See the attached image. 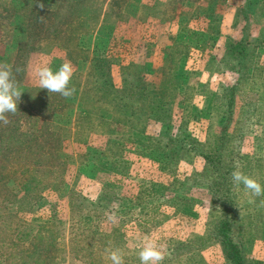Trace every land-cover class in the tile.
Masks as SVG:
<instances>
[{
    "label": "rangeland",
    "instance_id": "rangeland-1",
    "mask_svg": "<svg viewBox=\"0 0 264 264\" xmlns=\"http://www.w3.org/2000/svg\"><path fill=\"white\" fill-rule=\"evenodd\" d=\"M241 39L256 46L255 62L259 63L257 71L246 76L249 86L254 84L246 101L259 98L264 106V0H0V67L11 69L23 92L18 112L7 114L8 122L1 123L0 129L8 126L7 137L12 135L20 142L15 146L21 150L26 131L34 128L37 120V128L45 123L41 110L50 114L56 108L46 119V127L63 140L69 167L61 194L46 191L41 199H28L31 195L26 197L21 192L17 200L6 202L3 186L11 176L0 179V264H10L13 258L18 260L26 254H17L9 229L4 232L2 221L10 216H15L11 227L17 225L27 235L35 237L43 232L36 244L41 261L46 259L47 264H112L106 249L119 250L124 264H140L138 253L149 243L157 246L164 260L179 244L190 246L180 248L178 264H227L220 247L203 240L206 224L211 222L207 190L196 187L178 195L184 212L176 210L179 214L174 219L175 212L164 207L146 214L144 205L151 199L139 206L135 196L140 192L138 183L126 182V178L148 181L147 192L161 198L169 184L167 173L144 155V145L169 128L175 133L182 127L190 139L210 142L208 137L217 133V120H221V116L217 118V112L222 111L220 94L241 81L237 73L224 67L225 44ZM98 51L111 62L113 82L119 91L144 81L141 89L146 100L132 101L135 121L126 117L128 107L119 111L126 101L114 95L98 99L89 77L91 59ZM69 61L73 65L71 97L39 88L36 71L40 66L55 70ZM58 98L63 102L57 104ZM82 103L91 114L82 113ZM158 104L163 105L167 116L171 106L170 122L161 124L154 118L146 124L138 119L141 111L157 110ZM235 113L237 118L243 117L239 102ZM30 115L35 118L29 119ZM114 119L126 123L115 125ZM101 120L107 122L100 124ZM85 125L92 129L86 145L77 142L85 136L80 131ZM251 125L252 121L245 119L241 149L249 160L257 145ZM34 145L27 154L30 161L38 159V146ZM141 155L144 158L140 159ZM193 162L182 161L180 173L188 171ZM10 163L0 158V174L11 170ZM196 165L200 170L201 163ZM73 192L82 199L105 194L106 203L117 195L109 206L112 213L93 204L85 214L74 215L70 207ZM178 192L182 193V188ZM253 207L243 215L253 219L252 224H241L247 235L243 247L253 264H264V196L258 197ZM102 212L99 219L97 215ZM113 215L114 219H109ZM56 220L53 229L50 226ZM100 234L106 237L100 239ZM28 245L27 241L26 249ZM163 261L161 264H177Z\"/></svg>",
    "mask_w": 264,
    "mask_h": 264
},
{
    "label": "trees",
    "instance_id": "trees-1",
    "mask_svg": "<svg viewBox=\"0 0 264 264\" xmlns=\"http://www.w3.org/2000/svg\"><path fill=\"white\" fill-rule=\"evenodd\" d=\"M80 44L81 43H78L76 47L80 48ZM255 47V45H251L243 39L236 43L225 44L226 56L223 60L224 67L237 73L241 81L235 86L226 87L220 94V108L222 111L217 112V118L221 116V120H217V133L209 135L208 138L210 142L201 143L190 139L186 135L188 130L186 127H182L175 133L169 128L166 132L160 133L158 138L152 143L144 145V155L151 158L154 165H156V163L159 164L156 166L167 173L166 176L168 177L169 184L163 197L156 198L152 192H147L148 190L145 187L148 185V181L145 183L144 180L136 177H130V179L126 178V182L135 181L138 183L136 186H138L140 192L135 196L139 206L149 202L148 200L151 199L150 203L144 205L146 214L152 209L158 210V208L164 207L171 213L175 212L176 215L172 214V218L174 219H176L179 214L176 213V210L178 212H184V208L179 202L180 200L176 198L178 195H185L189 190L196 187L207 190V212L211 217V222L206 224L207 228L203 240L207 244H217L227 264H253V261L247 257V251H245L243 247V240H245L247 235L244 232L246 229H243L241 224H244L245 221H248L250 224L253 223V219L245 218L243 215L247 212V208L251 209V207H255L258 202V197L245 195L242 186L237 189L233 185L231 174L233 171L239 170L264 185V106L259 98L257 101H246V98H248L247 95L253 92L252 89L254 86V84L249 86L250 78H246V76H248L250 71H257L256 68L257 65H259V63L255 62L257 58ZM91 62L92 65L90 67L89 77L100 96L98 99L103 100L109 95H114L115 98H118L120 101H126L119 111L128 107L130 111L126 117L129 121H131V118L135 121L134 117L136 111L134 110L136 108L135 104H132V101H134L135 98L137 102L146 100L145 91L141 89L144 81L141 80L142 85L139 83L140 81H137L134 86L132 85L131 88L126 87L127 90L121 92L116 88L113 82L111 73L112 65L108 58L102 56V52L98 51L95 58H93V60L91 59ZM242 79H244V81H242ZM253 83H255V81ZM83 85L84 84L81 83L80 86L83 87ZM262 86L264 87V85ZM262 100L264 101V98H262ZM93 101H96L95 98ZM61 102H63V98H58L56 101L57 104ZM237 102L240 103L243 110L242 118L236 117L235 109ZM155 103L156 102H154V105ZM44 104L46 103H43V105ZM82 104V113L91 114L89 107H86L85 103ZM162 106V104H158L157 110L153 108L151 112L144 111V113L141 111V115H137L138 119H143L146 124L152 119H156L155 121L161 124L170 122L173 110L170 106L168 110L171 113L167 116ZM148 108H151L150 104ZM26 109L27 108L24 107L21 108L22 111ZM55 110L56 108L52 110V112ZM168 110H166V112H168ZM48 112V110H41L40 118H45V123H42L43 125L41 128L35 127L39 125V120H37V123L34 124V128L28 129L23 135L24 138L21 143V150L18 148V145L15 146V144H20V142H16L12 135L11 137H7L8 131L6 129L8 126L0 129V158H6L7 161L11 162L10 164L12 166L8 173L2 170L3 172L0 174V179L4 178V180L11 176L9 182L3 186V192H7V196L3 195L6 202L11 203L13 200H17L21 192H24L26 197L31 195L28 199L34 197L41 199L43 193L46 191H53L57 194H61L65 186L66 173L69 168L67 167L68 158L63 154L64 142L60 135L56 132H49V129L46 127V119L48 121L52 113L48 114ZM33 118H35L33 115L29 116V119ZM245 119L251 120L253 123V125H251V132L257 144L254 152L255 155L251 160L248 159L249 156H244L241 152L242 143L245 139ZM105 122L107 121H99L100 124H104ZM125 123L126 121L114 119L115 125H122ZM88 130V135L83 133ZM91 130V127L87 125L82 127L80 131L85 136L77 139V142L85 145L88 144V138L92 135ZM132 130L135 131L136 129ZM35 134L37 136H35ZM130 139L131 138L128 136L127 141H130ZM34 143L36 144L34 145ZM33 145L38 146L36 151L38 153V159L36 161H30L27 156V154L32 151ZM144 155H141L140 159L144 158ZM182 161L194 162L188 171L180 173L178 168ZM196 162L201 163L200 170ZM176 184H179V189L176 188ZM124 186L126 185L123 183L121 187L124 188ZM121 187H118L119 192L121 191ZM181 188L182 193L178 192ZM32 191L34 193H32ZM73 193L70 200V207L74 215L77 216L85 214L86 210L91 208L93 204L96 207L102 208L104 212L112 213L109 206H111L113 201L116 200L115 197H117V195H114L111 202L106 203L104 201L108 202V199L105 194L99 198L90 196L88 197L90 202L86 197V199H82L76 192ZM79 198H81V202L78 201ZM249 199L253 202L248 203ZM154 203H158V205H153ZM98 214H101L97 215L100 219L103 212ZM256 217H258V215H256ZM14 219L15 216L5 217L3 219L2 222L6 227L4 232L9 229L12 238L15 240L14 246L18 249L16 253L19 255L20 253L21 255L26 254L20 259V256H18V260L13 258L14 261L10 264H47L48 260L45 259L41 261L38 255L40 252L36 244L41 241L40 237H42L41 234L43 232L40 231L35 237L27 235L19 231L16 227V223V226H13L14 228L11 227L10 222H13ZM57 221L58 220L53 221L54 224L50 227L53 229L57 227L55 224ZM8 222L10 225L7 224ZM105 237L104 234L99 235L100 239ZM27 241L30 242V245H28L26 249L25 245ZM180 248L188 249L190 246L188 247L181 243L178 245L177 249L173 251L170 250L168 253L166 252L167 255L163 263L177 262L178 264L182 256L178 255V253H181Z\"/></svg>",
    "mask_w": 264,
    "mask_h": 264
},
{
    "label": "clouds",
    "instance_id": "clouds-1",
    "mask_svg": "<svg viewBox=\"0 0 264 264\" xmlns=\"http://www.w3.org/2000/svg\"><path fill=\"white\" fill-rule=\"evenodd\" d=\"M36 75L40 89H46L51 93H58L64 97H71L74 89L70 87L73 76V65L71 62L62 63L58 69L49 66H40ZM17 82L13 78L10 68L0 67V123H7V114L15 115L18 112V102L22 95ZM233 185L239 189L241 186L245 195L250 197L264 196V185L249 177L243 172L236 170L231 174ZM253 201L249 199L248 203ZM109 219H114V215ZM108 258L112 264H124L123 256L119 250L111 251L106 249ZM140 264H161L164 254L157 249L154 243L147 244L139 251Z\"/></svg>",
    "mask_w": 264,
    "mask_h": 264
}]
</instances>
